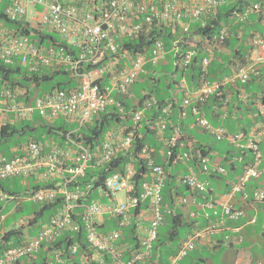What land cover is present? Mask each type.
Returning a JSON list of instances; mask_svg holds the SVG:
<instances>
[{
  "label": "built area",
  "instance_id": "2783aa9c",
  "mask_svg": "<svg viewBox=\"0 0 264 264\" xmlns=\"http://www.w3.org/2000/svg\"><path fill=\"white\" fill-rule=\"evenodd\" d=\"M225 0H9L4 12L8 19L16 22L17 27L10 28L0 22V60L6 64L20 62L32 71L41 66L72 65V75L78 77V87L70 90L59 89L38 96L34 103L27 104L21 96L23 90H14L3 84L0 88V128L7 123L21 120H31L38 114L46 120L63 118L65 122L75 124L66 134V145L49 144L30 140L15 147L14 155L0 152V180L12 178H36L38 180L59 181L58 187H40L27 196L37 203L54 201L62 196L63 203L58 212L44 225L36 236L28 237L21 244L5 250L0 255V264H18L23 259L32 260L37 257L44 243L51 244L64 231L75 227L78 216L84 225L89 245L99 252H106L116 260L117 264H139L149 255L154 242L159 235V228L164 221L163 187L167 179L165 168L157 164L147 148L142 156L150 158L149 180L145 181L139 192L131 182L134 168L130 167L127 174L113 172L105 178L100 188L112 199V203L99 200L85 202L92 184L78 185L70 190L69 183L75 178L84 177L87 169L92 166H103L118 153L129 149L133 142V134H120L110 131L97 149L77 140L72 133L91 122L95 114L104 111L112 103L111 93L114 89L126 94L130 85L141 79L148 65L155 66L163 58L166 46L160 39H155L149 54L131 53L126 51L121 56L120 41L124 38L139 39L147 37L154 29L164 25L180 23L184 31L190 29L193 21L207 19ZM260 3L248 7L243 13V20L250 12L259 11ZM33 8L32 12H30ZM27 30V31H25ZM36 31L58 33L66 45H39L31 40ZM227 36L226 28L215 36L216 42L211 47L215 49L224 42ZM77 47L78 54L67 52L66 48ZM203 60L204 74L208 72L212 61L213 50ZM194 55L189 51L184 57L188 65ZM246 63L231 75L217 81H204L194 91L187 94L183 105H192L196 115V126L204 129L218 140L229 137L238 148L250 150L254 157L244 169L241 176L232 184L228 193L230 197L242 193L245 200L264 202V189L257 188L253 192L246 190L248 182L264 172L263 152L260 143L264 140V122L256 132H243L230 135L223 125H214L200 110L202 103L216 94L224 85L248 82L253 76L260 75V66L264 64V36L255 34L249 41L246 53ZM88 64L89 69H81ZM106 80V85L101 84ZM2 80L0 76V81ZM156 103L155 98L146 101L147 107ZM120 106V104H119ZM264 112V108L261 109ZM166 111V110H165ZM142 112L134 115L138 124ZM159 132L166 129L164 121L159 122ZM179 130L175 128L169 139L171 146L175 145ZM181 159L190 158L185 152ZM209 159H202L203 170L210 172ZM218 173H226V168L218 166ZM63 180V182H61ZM182 184L190 189L203 192L208 184L191 172L181 176ZM125 190L127 199L117 201L119 191ZM10 194L0 188V201L12 199ZM144 202L148 203L150 222L144 235L140 238L137 249L131 250L128 260L124 259V250L120 247L121 230L101 231L99 226L104 214L116 219L121 227L131 222V208H137ZM204 206L215 209V203L207 201ZM216 213V211H215ZM224 214L232 220L240 219L243 210L224 205ZM198 213L192 212L196 217ZM209 213H207V216ZM215 228L195 230L185 238L168 264H181V260L196 247V242ZM76 246L73 248L75 252ZM50 264H63L59 254Z\"/></svg>",
  "mask_w": 264,
  "mask_h": 264
},
{
  "label": "trees",
  "instance_id": "16d2710c",
  "mask_svg": "<svg viewBox=\"0 0 264 264\" xmlns=\"http://www.w3.org/2000/svg\"><path fill=\"white\" fill-rule=\"evenodd\" d=\"M185 1L189 2L190 0ZM8 3L9 0H0V22H3L10 28H14L17 27L16 22L8 19L4 12ZM255 3H260V10L250 12L247 18L243 20L242 16L244 11ZM223 28H226L227 36L224 42L219 44L215 49L226 48L229 51V59H223V62L219 63L218 61H214L215 58L212 57L208 72L204 74L202 67L203 60L210 55L211 47L216 42L214 38L220 34ZM258 33L264 36V0H225L210 17L192 22L188 31H184L180 23L175 22L173 25H164L154 29L147 37L145 36L139 39L124 38L120 41L121 48L118 52V56H121L126 51L149 54L153 43L157 39H160L165 43L166 52H170V62H173L172 66L166 64L162 70L161 61L156 66H147V72L142 75L141 81L134 82L130 85L126 94H118L116 97L123 106L122 110L116 104L111 105V108L109 107L98 113L91 122L72 133L75 139L82 140L85 145L97 149L104 139L105 134L112 128L121 126L125 133H129L132 130L135 131L133 134V142L128 150L118 153L116 157L103 166L96 167L91 165L87 169V173L84 177L75 178L73 182L69 183L68 188L70 190H73L78 185L92 184V189L88 192L84 200L85 202H90L96 199L98 194L97 191L103 187L105 178L108 175L113 172H121L126 175L130 167L134 168V175L131 178V182L135 185V192H139L142 184L149 180V172L151 170L149 165L150 158L143 157L142 151L146 147L149 150L150 147L152 148L155 146L159 122L164 121L166 123V129L170 130L169 135L173 134L174 128H180V133L176 137L175 146L169 145L168 147V152L171 154L170 157L168 156L169 164L157 163L155 161L165 168L167 174V180L162 192L164 212L163 224L167 223L169 227L166 232H162L159 228L158 238L154 242L151 250V252L155 254L154 258L159 257L160 262H162L163 258L165 264L169 262V259L178 252L183 239L192 233V229L197 222L190 216V212L177 210L175 196L191 189L187 185L182 184L181 177V185L173 186V183H170V178H173L175 174L170 173L167 169L169 165L174 164L173 161L177 156L181 143L186 144L188 140H192L193 134L190 132L193 129L190 128V126L193 119L191 122L190 120L186 122L185 117L182 118V120L173 122L169 115L170 113H165V110H168V106H170L172 112L173 109H179V100L183 94H185L183 88L184 84L188 83L190 88L198 87L204 81L212 82L213 80L222 79L230 75L239 66H242L246 62L249 41ZM54 34L58 35V33H44L35 30L31 36V40L39 45L43 44L49 46L52 44L56 46H68L60 35H58L59 37L57 38ZM215 49L212 50L214 51ZM66 51L74 55L78 54L77 47L69 46L66 48ZM189 51H193L194 55L190 63L185 65L183 59ZM216 58H220L219 52H217ZM230 66H233V69L228 70ZM81 67H83L81 69H89L88 64ZM0 76L2 78L0 81V88L3 84H6L14 90L21 89L25 91L21 99L27 104H32L34 101L32 97V86L38 87L45 82L54 80L53 85L48 88V90H44L42 93L43 95L59 89H74L78 87L79 84L78 77L72 75L71 64H61L55 67L41 66L38 70L32 71L28 67L24 68L20 62L6 64L0 60ZM101 84L106 85V80L104 79ZM136 84H139L141 88L135 91L133 87H135ZM245 92L249 94H245ZM242 94H245V97H243ZM150 98H155L156 103L147 107L145 103ZM263 104L264 64H261L259 76L252 77L247 83L225 86L216 94L212 95L207 101L199 103L198 105L202 110L210 109L211 113H220L225 116L226 119H229V123L227 124L228 128L226 127V129L231 135L243 131L246 134L252 133V131L249 132L251 130L249 127H245L243 131L232 132L230 130V127L238 125L239 120H242V115L251 113L252 116H255L254 118L257 122L263 123L264 113L261 111L260 107V105ZM182 109L183 107L180 108V112ZM140 110L144 112L143 117L138 124L133 125L134 114L136 111ZM186 114L192 118L194 113L191 107L186 109ZM209 116H211L210 113L208 114V117ZM75 127V124L70 125L65 122V120L63 124L56 126L51 120L41 118L38 114L31 120L7 123L0 128V152L6 155H14V153L10 151L12 146H9L8 151L4 152L1 146L2 142L9 140L10 137L26 135L27 133H29V138L26 142L34 140L37 142L43 141L51 145L57 144L65 146L67 139L66 134ZM150 135L154 136L153 143H147V138ZM222 140L229 139L224 138ZM166 143H168V141ZM212 147L213 145L204 147L194 144L190 150L189 161L191 165L194 167L198 166L202 169V159L205 157L211 158L209 148L211 149ZM261 148L264 152V143H261ZM231 149H227L228 151L225 152V157L223 159L224 166L225 164L230 165V168H227V175H224V179L227 181L226 185L229 187L232 182L239 178L243 173L244 166L253 158L251 151L248 149L238 150L235 149V147ZM235 154L245 156L244 161L241 162L235 159ZM152 159L151 157V160ZM189 173L191 172L189 171ZM235 176L236 178H234ZM16 179L23 183L21 190L17 187L14 188L10 185H4V183L0 181V188L10 194L11 197H18L23 194L28 195L33 190L40 187L59 186V181L56 180H49L46 183L38 181L37 185L30 186L27 182H23L22 178ZM253 180L254 179L250 181L251 184ZM61 182H63V180H61ZM250 183L248 188L252 189ZM210 191V189L205 192L191 190L192 193L203 199L210 198ZM242 195L243 194L240 193L239 196L242 198ZM62 203V196H57L52 202L39 203L40 207L35 211L27 225L24 223L19 227L5 230L0 238V255L5 250L21 244L25 240V237L28 236L27 230L25 229L27 226L37 224L41 219L43 223L39 224V226L47 224L58 212ZM141 206L142 205H139L137 209ZM21 208V205L17 207V209ZM75 220V227L64 231L63 234L51 244L44 243L36 258L32 260L23 259V261L26 260L27 264H50L55 261L56 254H59L60 258L63 260V264H102L101 261L94 256L96 250L92 248L87 241V235L82 220L78 216ZM114 220L116 223L114 222L111 228L121 230V244L127 240L129 244L132 242L129 245L131 249L140 247V243L136 242L137 237L135 235L130 234L133 236L132 238L126 237V231L129 230L130 225L121 227L118 221L116 219ZM104 225L105 223L99 226V229L102 230ZM182 229H186V234L179 238ZM230 245L232 246L233 243ZM75 246L77 248L74 252L73 248ZM102 255V259L105 262L108 261L109 263L113 260V257L106 252ZM18 264H22V260Z\"/></svg>",
  "mask_w": 264,
  "mask_h": 264
},
{
  "label": "crops",
  "instance_id": "0c3cea01",
  "mask_svg": "<svg viewBox=\"0 0 264 264\" xmlns=\"http://www.w3.org/2000/svg\"><path fill=\"white\" fill-rule=\"evenodd\" d=\"M193 45H194V43H193ZM217 52H219L220 58H216ZM228 54H229V51L226 48L215 49L214 54H213V58H215L214 61H218L219 63H221V62H223L222 61L223 59H225V60L229 59ZM259 66H261V65H259ZM230 69H233V66L228 67V70H230ZM193 88H196V87H193ZM245 94H249V93L245 92ZM245 94H242V96L245 97ZM112 96L115 97V99H117L116 97L118 96V94L116 92H112ZM185 96H186V94H183V96L180 98L179 105L182 104V101L185 98ZM110 108H111V106H110ZM178 108L179 109H173V112L171 114V118H172L173 122L182 120V117L180 116L181 115L180 107H178ZM187 108H189V107H187ZM187 108L185 107V109H187ZM202 111L205 113V115L207 117H208V114L210 113L212 117L217 118V121L214 123L208 117L209 120L214 125H224L223 122H221V119L225 118V116L221 115L220 113H217V114L211 113L210 109H208V110L204 109ZM241 117H242V120L241 121L239 120L238 125L230 127V130L232 132H236V131H240V130L243 131V129L245 127L251 128V130L249 131V132H251L260 123V122H257L255 120V118H254L255 116H252L251 113H249L247 115H242ZM192 119H193V122L191 123V126H190V128L193 129L190 132L191 134H193L192 140H188L186 144L183 142L185 145L181 143V146L178 149L179 151L177 152V156L173 162L178 163V164H182L185 162V164H186L185 166L188 169L187 173H189V171L194 172L197 174V176L199 178H201L202 180H204L208 183L209 189L211 190L209 192V197L213 201L217 202V204H219L216 208V213L214 211L213 212L210 211L211 212L210 217H212V223L213 222L217 223L218 231H215L214 233L206 234L201 239H199L196 243V248L188 253V255L183 259L182 264H264V203L246 202V201H243L240 196H237L234 198L228 197L226 195V193H227L229 186L226 185L227 181L224 179L225 178L224 176H222V175L213 176V174H208L206 172H203L200 167L197 166L198 167L197 168V167H194L193 165H191V163L189 161L190 158L189 159L186 158L184 160H182L180 158L181 155H183L185 152L191 153L190 150H191L192 145H194V144L199 145V146L201 145L204 147H206L207 145H211L210 143H208L205 140V138H200V140L198 139V136L195 134V130H196V128H200V127L194 125L195 115H193L192 118L187 116L186 122H189L187 120H190V122H191ZM226 120H228L227 121V124H228L229 119H226ZM231 122H233V121H231ZM69 124L72 125V123H69ZM200 129H202V128H200ZM202 130L205 133H207L204 129H202ZM174 131H175V129H174ZM174 131H173V133H174ZM169 133H170L169 129H166L162 132H158L157 136H156L157 141L155 142L156 145H158V143L160 142V143H165L166 146L169 147V144L166 143L169 140V138L171 137V135H169ZM207 134H209V133H207ZM228 142L230 143V148H228V150H230L231 148L233 149L234 146L232 144V141L229 139ZM149 150H150L149 152L151 154H148V156L152 157L153 160L156 161L157 163H161V162L156 160L158 149L155 148V146H153L152 148L150 147ZM167 150H165V155H168L170 157L171 154H170V152L167 153ZM209 152L211 154L210 157H211L212 167L216 166V165H222L223 164V159L225 157L226 150L225 151L224 150L219 151V152L224 153L223 158H222V162H220L218 159H215L212 157V153L214 152L213 147L211 149L209 148ZM235 156H236V154L234 155V158H235ZM229 174H231V173H229ZM234 178H236V176ZM28 179L29 178L22 179V180H23V182H26V181H28ZM34 179H36V178H34ZM38 181L43 183L42 180L36 179V182L33 183L32 185H37ZM212 181H214V182H212ZM171 182L172 181H170V183ZM178 182H179L178 184H172V183L171 184L173 186H175V185L180 186L181 185L180 180ZM250 185H251V188H254V187H263L264 188V174L260 178L254 179L252 184L250 183ZM10 186L14 187V188L17 187L15 185H10ZM97 192H98V194H97L96 200L102 201L103 203H110L111 200L110 201L107 200L108 195L106 194V192L104 190L98 189ZM126 196H127V194L125 195L124 199L121 201H125L127 199ZM175 200H176L177 210H183V211H187V212L198 211V213H199L198 217L193 218L197 222H196L194 228L192 229V231L195 229H205V228H207L208 225H210L209 224L210 220L208 219L209 217L207 216L208 210L206 211L202 205V202H204L203 198L192 193L191 190H188L187 192H184V193H181V194H178L177 196H175ZM182 200H187L186 205H183V203L181 202ZM117 201H119V200H117ZM0 202H1L0 208H2V206H3L2 204L10 203L11 200H9V201L3 200ZM227 202L232 203L237 207H241L245 211V216H244V219L242 221H232V220H228L225 217L222 203H227ZM111 203H112V201H111ZM141 205L142 206L139 207V209H137V208H131L130 209L131 222H130L129 230L126 231V237L132 238L133 236L130 234L135 235L137 237V240H136L137 243L140 241V238L144 235L145 230L149 226V222H150V210L148 207V203L144 202ZM111 218L112 217H110V215L104 214V216L101 219V224H100V226H102L105 223V225L102 227V230H104V231L112 230L111 227H112V225H114L115 220L111 219ZM22 224H24V222L21 223L20 225H22ZM4 231H5V229L0 228V238L3 235ZM27 233H28V236H26L25 239H27L28 237L36 236V235L29 233V231H27ZM230 236H232L234 238L239 236L242 238V241H240L238 243L235 242L231 246L230 244H232V243L228 242ZM131 243L132 242H130V244ZM130 244L127 243V240H125L122 244H121V242H119V244H118L124 250V259L125 260H128L130 255H131L132 249L129 247ZM194 252H196L197 259H198V260H195V262H193L194 259L191 261V255H190L191 253H194ZM154 255L155 254H153V252L150 251V253L146 257V259L144 261H142L140 264H160L161 263L159 261L160 258L159 257L154 258ZM94 256L98 260H100L102 264H104L105 261H103V259H102L103 255L101 253H96ZM163 261H164V258H163ZM23 263L27 264V261L22 260V264ZM105 264H117V262L115 259H113L109 263H108V261H106Z\"/></svg>",
  "mask_w": 264,
  "mask_h": 264
},
{
  "label": "rangeland",
  "instance_id": "374dc122",
  "mask_svg": "<svg viewBox=\"0 0 264 264\" xmlns=\"http://www.w3.org/2000/svg\"><path fill=\"white\" fill-rule=\"evenodd\" d=\"M55 37H59L57 34H54ZM170 52H166L163 59L161 60V66H162V70L163 68L166 66V64H169L172 66L173 62H170ZM24 68H26V66L23 65ZM53 81H48L43 83V85L38 86V87H34L32 86V97L35 100V98L37 96L42 95V93L44 92V90H48V88H50L53 85ZM143 85V84H140ZM141 87H139V84H136L135 87H133V89L136 91L137 89H140ZM116 93H119L117 91H114ZM34 103V101L32 102ZM209 118L211 119L212 122H216L217 118L216 117H212L209 116ZM63 118L60 119H56L53 122V124H55L56 126H59L61 124H63ZM227 121L225 118L221 119V122H223V124L228 128L227 126ZM195 134L198 136V139L200 140V138H205V140L210 143L211 145H213L214 148V152L212 153V157L215 159H218L220 162H222V158L224 153L223 152H219L222 150H226L228 148H230V143L228 142V140H218L215 137L211 136L210 134L205 133L202 129L200 128H196L195 130ZM55 137V136H54ZM29 138V133H27L26 135H16L14 137H10L9 140L3 141L2 142V148L4 150V152L8 151L9 146H12L10 151H12L15 147L19 146L22 143H25L26 140H28ZM157 140H155L156 142ZM154 142V136L150 135L147 138V143H153ZM155 148H157V156H156V160L163 163V164H169L168 163V155H165V150L168 149V146H166L165 143H158V145L155 144ZM168 153V150H167ZM166 153V154H167ZM11 155V154H10ZM9 155V156H10ZM185 162L182 164H178V163H174L173 165H169L167 167L168 171L172 174H175V176L172 178H170V180L172 181L173 184H178L179 179L182 175L186 174L188 169L185 166ZM226 168H230L229 164H225ZM1 182L4 183V185H15L17 186L18 189H22L23 187V183L21 181H18V179H9V180H0ZM30 186L36 182V179L34 178H29L28 181H26ZM214 182V181H212ZM187 192V191H186ZM126 195V191L125 190H121L118 192L116 199L121 201L124 199ZM127 197V196H126ZM107 200H111L112 199L108 196ZM110 201V202H111ZM1 203V202H0ZM2 208H0V228L1 229H5V230H9L11 228H15V227H19L21 226V223H28V221L33 217L34 213L36 210H38V208L40 207V204L29 199L28 196H26L25 194L11 200L10 203L7 204H2ZM18 205H21L22 208L21 209H16ZM49 212V211H48ZM42 220V219H41ZM39 221V223L37 224H33L31 226H27L25 229L27 231H29V233L33 234V235H38L40 233V231L42 230V228L44 227V225L39 226V224H42V221ZM168 224L164 223L162 224V226L160 227V230L162 232H166L168 230ZM186 234V229H182L179 238L183 237ZM191 261L194 259L193 262H195V260L197 259V254L196 252L191 253ZM163 261V259H162ZM160 264H165L164 261L161 262Z\"/></svg>",
  "mask_w": 264,
  "mask_h": 264
},
{
  "label": "clouds",
  "instance_id": "9594fccd",
  "mask_svg": "<svg viewBox=\"0 0 264 264\" xmlns=\"http://www.w3.org/2000/svg\"><path fill=\"white\" fill-rule=\"evenodd\" d=\"M31 11L30 12H32V10H33V8H31L30 9ZM194 22V21H193ZM192 24V23H191ZM191 24H190V26H191ZM44 33H50V32H44ZM54 33V32H53ZM59 35V34H58ZM163 42V41H162ZM164 43V42H163ZM165 44V43H164ZM166 53V52H165ZM165 55V54H164ZM164 57V56H163ZM163 59V58H162ZM161 59V60H162ZM160 60V61H161ZM159 61V62H160ZM247 61V60H246ZM159 62H158V64H159ZM246 63V62H245ZM244 63V64H245ZM149 66V65H148ZM156 66V65H155ZM153 67V66H152ZM239 68V67H238ZM238 68H236L231 74H233ZM147 72V71H146ZM145 72V73H146ZM145 73H143V74H145ZM142 74V75H143ZM230 74V75H231ZM229 76V75H228ZM226 77V76H225ZM254 77V76H253ZM105 79V78H104ZM141 79H142V76H141ZM141 79L140 80H138V81H141ZM223 79V78H222ZM217 80H221V79H217ZM217 80H213V81H217ZM237 83H241L240 81H238V82H236L235 84H237ZM247 83V82H246ZM228 85H234V84H226V85H224L221 89H223L225 86H228ZM199 87V86H198ZM198 87H196V88H190V86L188 85V83L187 84H184V86H183V88H184V91H185V94H186V96H185V98L187 97V94L188 93H190V92H192V91H194L195 89H197ZM114 91H117L116 89H114L112 92H114ZM118 92V91H117ZM117 94H122V93H117ZM111 98H112V103H110L109 105H108V107L107 108H109L111 105H114V104H116L121 110H122V108H123V106L120 104V102L118 101V99H115V97H113L112 96V93H111ZM208 100V99H207ZM206 100V101H207ZM183 101H184V99H183ZM183 101H182V104L181 105H179L180 106V108L181 107H183V109L181 110V117L182 118H185V117H187V114H186V109H185V107L187 108V107H191L192 108V110H193V105H196V102L195 101H193V104L192 105H183ZM203 103V102H202ZM119 104H120V106H119ZM199 104V103H198ZM197 104V105H198ZM199 106V105H198ZM260 107H261V109L262 108H264V104L263 105H260ZM106 108V109H107ZM200 108V107H199ZM200 110L202 111V109L200 108ZM141 112H142V117H143V114H144V112L142 111V110H140ZM262 111V110H261ZM138 111H136V113H137ZM203 112V111H202ZM263 112V111H262ZM135 113V114H136ZM165 113H170L169 115L171 116V114H172V109H170V106H168V110H166L165 111ZM193 113H194V111H193ZM204 113V112H203ZM264 113V112H263ZM98 114V113H97ZM97 114H95V116L97 115ZM134 114V115H135ZM205 114V113H204ZM195 115V114H194ZM94 116V117H95ZM94 117H93V119H94ZM142 117H141V119H142ZM207 117V116H206ZM134 118V117H133ZM208 118V117H207ZM92 119V120H93ZM141 119H140V121H141ZM209 119V118H208ZM139 121V122H140ZM262 123H259V125H261ZM133 125H136L135 124V122H134V124ZM194 125H196V115H195V122H194ZM259 125L252 131V133L253 132H256V130L259 128ZM224 126V125H223ZM199 127V126H198ZM226 127V126H225ZM178 130H179V133H180V128H178V127H176ZM175 129V128H174ZM110 131H117V132H119L120 134H123V135H127V134H129V133H132V134H134L135 133V131L134 130H132V131H130L129 133H125L124 132V129L121 127V126H117L116 128H112V129H110L108 132H110ZM107 132V133H108ZM159 132V131H158ZM106 133V134H107ZM179 133H178V135H179ZM208 133V132H207ZM240 133V132H239ZM243 133H245L244 131H243ZM106 134H105V136H106ZM234 134H236V133H234ZM246 134V133H245ZM173 135V134H172ZM172 135H171V137H172ZM211 135V134H210ZM232 135V134H231ZM212 136V135H211ZM170 137V138H171ZM105 138V137H104ZM169 138V139H170ZM226 138H228V139H230L229 137H226ZM104 140V139H103ZM102 140V141H103ZM232 141V140H231ZM264 142V140L261 142V143H263ZM168 143H169V140H168ZM261 143H260V146H261ZM232 144H233V146L235 147V149H238V150H247V149H242V148H238L237 146H236V144L232 141ZM170 145V144H169ZM175 146V145H174ZM192 147H193V145H192ZM191 147V148H192ZM147 148V147H146ZM148 150V149H147ZM261 150H262V148H261ZM150 150H148V152H149ZM250 151V150H249ZM263 152V151H262ZM150 153V152H149ZM189 153V152H188ZM151 154V153H150ZM190 154V153H189ZM251 154L253 155V153L251 152ZM253 157H254V155H253ZM208 159H209V167H210V172H206V171H204V172H206V173H208V174H213V175H222V176H224V175H227V173H228V171H227V168L222 164V165H216V166H213L212 167V165H211V158H209V157H207ZM244 158H245V156H243V155H236L235 156V159H237V160H239V161H241V162H243L244 161ZM253 159V158H252ZM263 160H264V152H263ZM252 161V160H251ZM251 161L250 162H248L245 166H244V169L251 163ZM218 166H223V167H225L226 168V173H218V172H216L215 171V168L216 167H218ZM264 166V163L261 165V167H263ZM201 167H202V169H203V166H202V164H201ZM244 171V170H243ZM264 174V172L260 175V176H258L257 178H253V179H258V178H260L262 175ZM197 175V174H196ZM241 176V175H240ZM239 176V177H240ZM12 179H16V178H12ZM201 179V178H200ZM9 180V179H8ZM167 180V179H166ZM180 180V179H179ZM252 180V179H251ZM250 180V181H251ZM236 181V180H235ZM234 181V182H235ZM250 181L248 182V184H247V187H246V190L248 191V192H253V190L254 189H257V188H263V187H254V188H252V189H249L248 188V186H249V183H250ZM43 183H46V181H42ZM206 182V181H205ZM234 182H232V184L234 183ZM207 183V182H206ZM208 184V183H207ZM232 184H231V186H230V188H229V190L227 191V193H226V195L228 196V197H230L229 195H228V193H229V191H230V189H231V187H232ZM209 189V185H208V188H207V190ZM264 189V188H263ZM192 190V189H191ZM206 190V191H207ZM193 191H195V190H193ZM203 192H205V191H203ZM240 195V193L239 194H236V195H234V196H232V197H230V198H234V197H237V196H239ZM27 196V195H26ZM15 198H17V197H13L12 199H10V200H13V199H15ZM242 200H244V201H247V202H250V203H255V202H257V201H250V200H245L244 198H243V196H242V198H241ZM207 201H212V202H214L215 203V209H208V208H206L205 206H204V204L207 202ZM182 203H183V205H186V202H187V200H182L181 201ZM257 203H264V202H257ZM223 204V211H224V205H231L232 207H234V208H237V209H241V210H243L241 207H237V206H235L234 204H232V203H229V202H227V203H222ZM188 205V204H187ZM202 205H203V208L207 211V213H209V215H208V219L210 220V222H209V224L210 225H208L207 226V228H209V227H212L213 226V224L215 225V228L213 229V231H211L210 233H214L215 231H218V228H217V223H212V217H210V214H211V212L210 211H216V208H217V206L219 205V204H217V202H215V201H213L211 198H208V199H204V202H202ZM192 212H196V213H198V211H191L190 212V216H191V213ZM198 215H199V213H198ZM198 215L196 216V217H198ZM225 215V214H224ZM244 216H245V211L243 210V216L240 218V219H236V220H232V219H230L229 217H227L226 215H225V217L228 219V220H232V221H242L243 219H244ZM192 217V216H191ZM196 217H192V218H196ZM130 225V224H129ZM207 228H205V229H195V230H206ZM195 230H193V231H195ZM192 231V232H193ZM210 233H207V234H210ZM191 234V233H190ZM206 235V234H205ZM188 237V236H187ZM186 237V238H187ZM202 238V237H201ZM201 238H199V239H201ZM198 239V240H199ZM184 240V239H183ZM197 240V241H198ZM240 241H242V238L241 237H239V236H237L236 238H234V237H232V236H230L229 237V243L230 242H232V243H238V242H240ZM120 242V241H119ZM197 243V242H196ZM122 246V245H121ZM196 248V247H195ZM194 248V249H195ZM193 249V250H194ZM96 253H101V254H103V253H105V252H99V251H95ZM191 252V251H190ZM175 255V254H174ZM188 255V254H187ZM186 255V256H187ZM185 256V257H186ZM184 257V258H185ZM183 258V259H184ZM183 259L181 260V264H182V261H183ZM141 263V262H140ZM139 263V264H140ZM168 264V263H167Z\"/></svg>",
  "mask_w": 264,
  "mask_h": 264
}]
</instances>
